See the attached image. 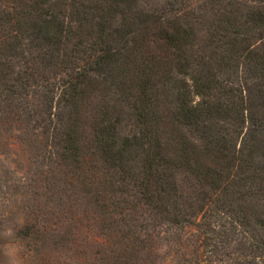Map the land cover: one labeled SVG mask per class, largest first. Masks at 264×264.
Wrapping results in <instances>:
<instances>
[{
    "label": "trees",
    "instance_id": "obj_1",
    "mask_svg": "<svg viewBox=\"0 0 264 264\" xmlns=\"http://www.w3.org/2000/svg\"><path fill=\"white\" fill-rule=\"evenodd\" d=\"M6 230L20 264H264V0H0Z\"/></svg>",
    "mask_w": 264,
    "mask_h": 264
},
{
    "label": "rangeland",
    "instance_id": "obj_2",
    "mask_svg": "<svg viewBox=\"0 0 264 264\" xmlns=\"http://www.w3.org/2000/svg\"><path fill=\"white\" fill-rule=\"evenodd\" d=\"M129 127H130V125H129V122H128V124H126L123 127V129H125V131H127L129 129ZM3 233L0 234V264H9V258L6 257L4 255V252H3L4 247L6 245L16 246L17 249H18V252H17V257H18L19 256V251H20V246L16 242H13L12 240H10L9 239L10 236H5V235H3Z\"/></svg>",
    "mask_w": 264,
    "mask_h": 264
},
{
    "label": "clouds",
    "instance_id": "obj_3",
    "mask_svg": "<svg viewBox=\"0 0 264 264\" xmlns=\"http://www.w3.org/2000/svg\"><path fill=\"white\" fill-rule=\"evenodd\" d=\"M3 235L11 236V230H6ZM4 255L9 258V264H20V261L17 257L18 249L16 246L6 245L3 249Z\"/></svg>",
    "mask_w": 264,
    "mask_h": 264
}]
</instances>
